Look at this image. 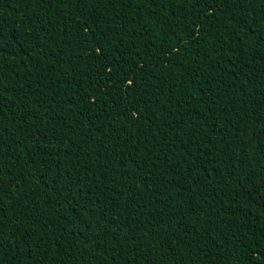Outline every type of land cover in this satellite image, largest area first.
<instances>
[{
  "label": "trees",
  "instance_id": "16d2710c",
  "mask_svg": "<svg viewBox=\"0 0 264 264\" xmlns=\"http://www.w3.org/2000/svg\"><path fill=\"white\" fill-rule=\"evenodd\" d=\"M0 244L264 264V0H0Z\"/></svg>",
  "mask_w": 264,
  "mask_h": 264
},
{
  "label": "snow or ice",
  "instance_id": "6c2138e0",
  "mask_svg": "<svg viewBox=\"0 0 264 264\" xmlns=\"http://www.w3.org/2000/svg\"><path fill=\"white\" fill-rule=\"evenodd\" d=\"M179 2H184V0H179ZM240 2L241 3H245V2H248V3H250L251 2V0H240ZM100 53H102L103 52V49H99L98 50ZM115 83H120V81H116ZM133 82L132 81H128V84L129 85H131ZM106 86V85H105ZM3 248V245L2 244H0V249H2ZM175 255V253H171L170 254V256H169V258L171 259V256H174ZM0 259H2V257H0Z\"/></svg>",
  "mask_w": 264,
  "mask_h": 264
}]
</instances>
